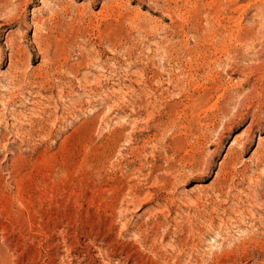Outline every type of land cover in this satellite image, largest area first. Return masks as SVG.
<instances>
[{"label": "rangeland", "instance_id": "rangeland-1", "mask_svg": "<svg viewBox=\"0 0 264 264\" xmlns=\"http://www.w3.org/2000/svg\"><path fill=\"white\" fill-rule=\"evenodd\" d=\"M0 264H264V0H0Z\"/></svg>", "mask_w": 264, "mask_h": 264}, {"label": "bare ground", "instance_id": "bare-ground-1", "mask_svg": "<svg viewBox=\"0 0 264 264\" xmlns=\"http://www.w3.org/2000/svg\"><path fill=\"white\" fill-rule=\"evenodd\" d=\"M40 99V98H39ZM237 138V137H236Z\"/></svg>", "mask_w": 264, "mask_h": 264}]
</instances>
